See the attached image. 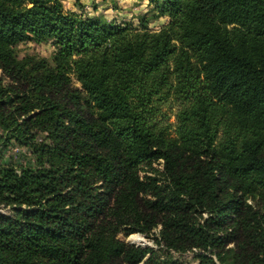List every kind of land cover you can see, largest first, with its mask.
Segmentation results:
<instances>
[{
    "label": "trees",
    "instance_id": "trees-1",
    "mask_svg": "<svg viewBox=\"0 0 264 264\" xmlns=\"http://www.w3.org/2000/svg\"><path fill=\"white\" fill-rule=\"evenodd\" d=\"M146 2L132 26L0 0V143L32 159L0 165V264H181L119 237L153 230L264 264V0ZM28 40L54 51L18 58Z\"/></svg>",
    "mask_w": 264,
    "mask_h": 264
},
{
    "label": "rangeland",
    "instance_id": "rangeland-1",
    "mask_svg": "<svg viewBox=\"0 0 264 264\" xmlns=\"http://www.w3.org/2000/svg\"><path fill=\"white\" fill-rule=\"evenodd\" d=\"M61 4L64 12L75 13L77 15H85L87 17L101 16L107 22H113L117 25L131 24L137 25V17L144 14L147 10L146 0H79L75 3L74 0H58ZM167 22V18H161L157 21L150 22L148 29L155 31L159 26L164 25ZM18 58H22L25 55L35 56L38 58H48L54 51L51 41L34 42L28 40L18 44L15 48ZM177 106L174 102L169 101L165 103L161 108V112L167 116L168 123L173 125V114L175 113ZM42 136L38 137V141ZM9 163L14 164H31L32 159L24 147H19L15 143L10 142L8 145L0 143V165H7ZM160 169V165H154ZM246 202L251 205H255L258 209L264 211V204L256 203L253 200L247 199ZM157 235V230H153L148 235H141L138 233L128 235L126 237H120L121 240L130 244L133 242L143 247L151 248L155 251L156 256L159 259H169L171 261H177L181 264H194V251L186 252L183 254L174 253L172 251L167 252L166 255L164 249L161 246L154 244V237ZM142 264V263H139Z\"/></svg>",
    "mask_w": 264,
    "mask_h": 264
},
{
    "label": "water",
    "instance_id": "water-1",
    "mask_svg": "<svg viewBox=\"0 0 264 264\" xmlns=\"http://www.w3.org/2000/svg\"><path fill=\"white\" fill-rule=\"evenodd\" d=\"M130 244L133 245L134 243H133V242H130ZM135 246L143 247V246H141V245H139V244H135Z\"/></svg>",
    "mask_w": 264,
    "mask_h": 264
}]
</instances>
